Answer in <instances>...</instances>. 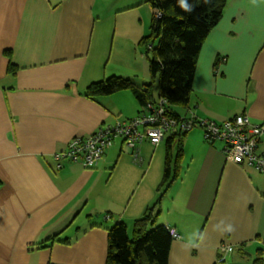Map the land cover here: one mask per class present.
<instances>
[{"label": "crops", "instance_id": "1", "mask_svg": "<svg viewBox=\"0 0 264 264\" xmlns=\"http://www.w3.org/2000/svg\"><path fill=\"white\" fill-rule=\"evenodd\" d=\"M126 10L105 0H0V264H106L108 229L123 222L131 235L149 208L179 235L169 264H252L259 250L264 258V174L227 160L224 144L207 141L199 124L242 115L264 122V0H229L205 40L189 104L173 107L195 125L165 194L163 143L178 129L134 150L117 138L91 168L58 167L53 156L73 138L144 114L130 91L84 95L119 76L108 34L125 28L110 18ZM257 152L264 156V135ZM176 156L173 147V170ZM57 235L69 244L51 242Z\"/></svg>", "mask_w": 264, "mask_h": 264}, {"label": "trees", "instance_id": "2", "mask_svg": "<svg viewBox=\"0 0 264 264\" xmlns=\"http://www.w3.org/2000/svg\"><path fill=\"white\" fill-rule=\"evenodd\" d=\"M228 1L147 0L154 13L150 33L140 40V45L146 48L151 79L153 82L159 79V99L155 100L152 83L139 85L135 80L122 76H111L92 83L84 95L96 100L102 96L130 91L142 108L149 103L153 104L163 100L166 101L170 114L180 119L173 107H186L189 104L203 44L219 24ZM6 55L11 58V53L7 52ZM8 70L11 74L17 71L12 60H10ZM185 135L186 132L172 135L166 142L165 174L160 186L164 194L181 173L179 160L184 152L183 138ZM174 143H176L177 156L173 170ZM244 164L250 166L248 162ZM252 168L257 170L255 167ZM257 171L264 174V172ZM157 219L158 213H154V208H149L143 217L134 221L131 235L123 222L116 223L108 229L106 264H169L174 239L171 234L172 229L157 225ZM59 236H54L50 241L69 244L68 239L58 240ZM43 246L44 243L40 247ZM245 247L246 244L240 246V248ZM252 264H264L262 250L258 251Z\"/></svg>", "mask_w": 264, "mask_h": 264}, {"label": "built area", "instance_id": "3", "mask_svg": "<svg viewBox=\"0 0 264 264\" xmlns=\"http://www.w3.org/2000/svg\"><path fill=\"white\" fill-rule=\"evenodd\" d=\"M199 124L204 129L207 141L218 140L224 143L223 152L227 160L238 165L248 162L250 166L264 172V156L257 152L260 137L264 135V122L253 124L248 116L242 115L221 125L205 120H201ZM194 125L192 120L174 118L167 109L166 101L161 100L147 104L144 114L135 120L99 129L89 137L73 138L65 151L58 152L53 157L59 168L64 161L81 163L91 168L117 138H122L134 150L145 139L158 144L173 130L185 133ZM171 234L174 239L179 238L176 231L172 230ZM224 250L229 252L233 248Z\"/></svg>", "mask_w": 264, "mask_h": 264}, {"label": "rangeland", "instance_id": "4", "mask_svg": "<svg viewBox=\"0 0 264 264\" xmlns=\"http://www.w3.org/2000/svg\"><path fill=\"white\" fill-rule=\"evenodd\" d=\"M109 8L117 7L127 9L126 11L120 13L116 18H110L112 21L117 20L125 25V28L119 29L117 37L115 38V27H111L108 34L109 50L112 56L109 57L113 61L114 67L118 71L117 74L124 78H133L138 81L139 84L142 83H152L154 89V95L156 100H158V82L159 79L153 80L150 77L149 71V61L145 55L146 48L144 46H139L138 42L140 39H135L134 27L145 29L143 36H147L150 33L151 21L153 18L154 10L147 2V0H105ZM120 23V24H121ZM115 41V42H114ZM114 45V47H113ZM114 48V50H113ZM108 61V60H107ZM199 128H197L198 130ZM121 142V139L116 140V143ZM222 142V141H220ZM223 143V142H222ZM224 144V143H223ZM126 146V145H125ZM164 148L166 147V142L163 143ZM128 147H125L127 150ZM175 155L177 153L176 143H174ZM163 192V191H162ZM171 192L168 196H170ZM160 196V195H159ZM158 213V212H156ZM165 215L162 214V217ZM161 225V221L157 223ZM229 246H223V251ZM233 251V250H232ZM229 251V252H232ZM226 261H229L226 257Z\"/></svg>", "mask_w": 264, "mask_h": 264}]
</instances>
